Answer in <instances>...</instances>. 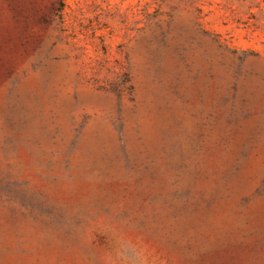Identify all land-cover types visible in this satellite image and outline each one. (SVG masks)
<instances>
[{
	"label": "rangeland",
	"instance_id": "1",
	"mask_svg": "<svg viewBox=\"0 0 264 264\" xmlns=\"http://www.w3.org/2000/svg\"><path fill=\"white\" fill-rule=\"evenodd\" d=\"M0 264H264V0H0Z\"/></svg>",
	"mask_w": 264,
	"mask_h": 264
}]
</instances>
